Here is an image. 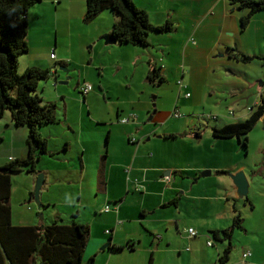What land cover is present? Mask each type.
Listing matches in <instances>:
<instances>
[{
  "label": "crops",
  "instance_id": "0c3cea01",
  "mask_svg": "<svg viewBox=\"0 0 264 264\" xmlns=\"http://www.w3.org/2000/svg\"><path fill=\"white\" fill-rule=\"evenodd\" d=\"M132 2L137 8L145 11L151 25L160 26L165 22L171 23L172 28L170 31L163 32L164 35L175 32L189 34L188 31L191 32L197 24L200 8L206 5L214 7L221 5L224 16L226 12L224 6L229 4V0H132ZM84 3L85 0H42L28 9L27 23L34 25L40 24L41 21L43 26L46 24L51 26L54 25L57 15L61 13L63 20L69 21L67 26L69 29L72 26L85 27ZM49 10L53 13L52 23L48 21ZM102 13H105L104 17ZM102 13L95 19L99 22L103 21L104 26H98L87 35L93 50L87 61L94 70H97V78L94 83H89L92 90L85 95L79 91L80 85L84 83L83 80V82L77 81L74 88L81 94L82 102H87L88 107L92 106L95 100L113 105L110 107V115L114 114V116L111 119H102L99 123L107 129L106 147L101 148L98 141L94 146H89L79 139L78 158L74 162L71 157H65L66 152L71 150L70 145L64 143L61 149L48 152V139L44 137L49 153L45 156L55 159L54 164L60 170L59 176H56L57 181L66 179L62 170H73L77 164V180L80 181V186L83 183L87 184L88 196L91 197L92 186L96 192L95 200L98 201L101 197L102 202H107L106 204L111 206L108 207V212L103 211L106 205L98 211L106 214L107 226L110 229H104L103 232L109 230L108 239L103 240L104 236L101 233L97 239H93L91 235L89 236L88 229L85 244L86 247L89 241H92L96 249L97 247L101 249L105 245L107 247L97 250L93 256L94 260L88 259H91L92 264H153L154 252L164 255L174 254L176 251L175 254L185 256L186 264H216L218 255L226 247L227 242L212 239V245L207 246L206 242L211 238L210 232H219L228 228L233 216L239 212L242 217L255 218L259 222V226L255 227L257 240L245 244L244 250L249 253V256L242 258L240 262L264 264V132H261L254 145L253 151L257 155L250 160V138H248L247 156L241 158L236 148L238 140L214 138L211 128L208 131L204 130L203 133L206 135H202L203 133H200L194 125L189 128L188 123H184V129L173 130L159 128V124L154 119L152 123L146 124L136 123L137 120L125 124L119 123L118 119L138 113L136 110L138 105L144 103L137 97L131 96L134 72H123L125 65L132 67L146 58L147 64L143 72L144 81L147 83L149 82L146 76L151 68L157 69L164 81L163 74L166 66L156 64L155 56L150 51H144V55L139 54L135 50L138 49L137 46L118 43L105 45L98 42L101 40L100 35H110L112 23L115 20L110 12ZM154 17L155 20L152 22L150 19ZM255 18L263 24L264 28V12H258L251 17V19ZM53 35L55 42L49 50L48 59L61 64L59 66L68 67L65 66V58L70 59L67 63L71 61L70 48L64 43H61L59 47L55 29ZM150 46L148 42L147 48ZM51 54L54 58L50 57ZM26 64L28 67L40 66L30 61ZM107 70H109L108 74L105 73ZM88 74L89 72H86L85 76L89 78ZM118 74H121L122 78H117ZM179 75L181 79L185 77L183 71ZM259 83H261L259 84L261 90L258 89L260 96L264 95V83ZM183 89H186L185 86ZM186 94L188 93L185 92L182 95V102L185 103L190 98L189 94L187 97ZM258 101L254 105H257ZM105 112H109V109ZM59 124L62 125L61 122ZM224 124L229 123L221 125ZM21 127L23 126L13 125L10 114L4 113L0 119V147L5 144L6 132L17 134L8 136L11 155L8 156L7 161L23 158L24 152H27L25 145L27 131L25 132ZM260 127L259 119L254 129H260ZM67 130H71V127L68 126ZM261 131H264L262 127ZM132 134L136 138L134 142H130L129 139ZM177 140L183 143L179 149L175 148ZM58 157L60 158L57 159ZM204 171H209V174L200 176V173ZM237 171H242L247 178L254 174L247 202L246 199L237 198L229 180V175ZM118 174L122 177L121 187L124 195L122 191L117 192L111 189V183ZM53 200L54 198L45 195L43 203L48 206ZM71 222L75 223L72 219ZM186 228H193L197 236L189 238L184 232ZM199 237L201 239L195 241ZM217 244L218 247L215 246ZM111 247L120 248V250H113ZM141 248L148 254L147 261L145 257L139 255ZM82 259L88 260L85 259L84 253Z\"/></svg>",
  "mask_w": 264,
  "mask_h": 264
},
{
  "label": "rangeland",
  "instance_id": "374dc122",
  "mask_svg": "<svg viewBox=\"0 0 264 264\" xmlns=\"http://www.w3.org/2000/svg\"><path fill=\"white\" fill-rule=\"evenodd\" d=\"M224 7H226L224 16L221 5L217 7L206 5L204 8H200L197 24L191 32L188 31L189 34L175 32L164 35L163 33L150 32L147 40L151 46L149 48H134L141 55H144V51L152 52L155 56V63L166 66V71L163 74L164 81L161 84H151L144 81L143 71L147 64L146 58H143L141 63H135L132 67L128 64L125 65L123 72H134L131 96L144 102L138 105L136 109L138 113L134 114L136 123H152L154 119L159 124V128L172 130L184 129V123H188L189 128L194 125L200 133H203L204 130L208 131L210 128L226 122L241 121L249 114V108L251 110L255 108L254 103L259 99L258 89L261 90L259 82L264 83V61L260 58L264 56L263 24L256 19L259 17H256L249 20L248 24L242 28L240 18L245 15L246 10L237 9L230 4ZM47 15L48 21L52 23L53 13L50 11V14ZM102 16L104 17L105 13H102ZM65 20L60 13L55 18L54 25L51 26L47 24L43 26L41 21L40 24L34 25L27 23L28 50L17 60V73L22 74L29 67L48 69L50 72L54 68L56 69V77L49 74L45 80L38 82L35 94L43 102L54 103L55 117L58 123L45 125L40 128L39 132L41 136L48 139V152L57 151L64 143H67L71 146V150L66 152L65 157H71L76 162L79 139L89 146H94L98 141L101 148L106 147L107 129L100 126L99 123L102 119H111L114 114L110 115V107L113 105L107 104L105 101L95 100L93 105L88 107L87 102H82L81 94L74 88L77 81L83 80L89 84L94 83L97 78V70H94L87 61L93 51L87 35L104 22L94 19L88 23L83 22L85 27L75 28L72 26L69 29L67 27L69 21ZM150 20L153 22L155 17ZM54 29L58 34L59 47L61 43H64L71 51V63H67L70 59L65 58V66H68L65 69L68 72L57 70L61 64H56L55 61L48 59L49 50L55 42ZM98 42L103 43L101 40ZM167 48L171 50L168 51ZM27 61L36 62L40 66L28 67L26 66ZM181 71L185 74L182 79L179 75ZM86 72H89V78L85 76ZM105 73L108 74L109 70ZM117 78H122L121 74H118ZM177 81H180L186 89L178 88ZM93 92L95 91L93 90ZM185 92L190 96L186 103L182 102V95ZM107 109L109 112L106 113ZM5 113L9 114L8 111ZM212 118L217 119L212 120ZM65 124L67 127L70 126L71 130H67ZM21 128L25 132L27 131L25 126ZM261 132H264L261 131V127L260 129L253 128L247 135L251 139L249 144L250 160H253V156L257 155L253 150ZM6 135L5 144L0 147V166L7 163L6 159L11 155L8 136L17 134L6 132ZM129 139L136 141L133 134ZM181 144L183 146L182 141L177 140L175 148H181ZM108 146L109 144L107 148ZM236 148L241 158L247 156L248 144L246 150L239 142ZM24 153L23 158L26 156V151ZM45 155H38L35 162L36 173L21 171L10 177L11 189L8 206L11 224L40 226V224L48 225L56 221L58 224L70 225L72 219L75 223L87 226L90 230L89 236L91 235L93 239H97L99 233L104 236L103 240L108 239L109 235L105 231L103 232L104 229H110L107 226L106 214L98 211L105 205L106 207L111 206L106 204L107 202H102L101 197L98 201L95 200L96 192L92 186L91 197L88 196L87 184L83 183L80 186V181L77 180V164L73 170H62L66 179L57 181L58 177L56 176H59L60 170L54 164L55 159H49ZM93 160L94 158L91 163ZM38 174L44 176L38 193L39 202L43 205L39 210L31 197ZM121 181L120 174L116 175L111 183V189L121 192ZM79 189H81L80 192ZM78 192L80 193L79 197L77 196ZM122 193L124 195L123 191ZM45 195L54 198L48 206L43 203ZM243 219L244 230H236L232 235L231 252L227 264H242L240 261L243 253L246 252L245 244L257 240L255 227L259 226V222L255 218L246 219L243 217ZM200 239L199 237L195 241ZM208 240L213 243L211 238ZM215 246L218 247V244ZM98 248L96 249V245L89 241L83 251L85 259L94 260L93 256L97 250H101ZM139 252V255L145 257L147 261L148 254L143 248ZM175 252L164 255L154 252L153 264H186L185 256L181 257Z\"/></svg>",
  "mask_w": 264,
  "mask_h": 264
},
{
  "label": "trees",
  "instance_id": "16d2710c",
  "mask_svg": "<svg viewBox=\"0 0 264 264\" xmlns=\"http://www.w3.org/2000/svg\"><path fill=\"white\" fill-rule=\"evenodd\" d=\"M40 1L0 0V119L8 111L14 126H25L27 129L25 158L12 159L0 166V264H92L91 259H82L88 236L87 226L75 223L62 225L55 221L48 225L17 226L10 222V177L21 171L37 172L36 159L38 155L47 152V141L39 130L57 122L54 103L43 102L35 94L38 82L45 80L50 71L29 67L22 74L17 73V60L28 50L26 14L31 6ZM229 4L246 10L245 15L240 18L242 28L254 14L264 12V0H229ZM104 11L110 12L115 18L110 36L118 44L147 47L150 32L163 33L172 28L169 22L160 26L151 25L145 11L137 8L132 0H85L83 22L94 20ZM260 58L264 61V56ZM146 79L151 84L163 81L155 68L150 69ZM263 115L264 95H260L258 104L246 118L212 127V136L220 139L236 138L246 150L247 135ZM243 221V217L237 212L228 228L210 232L211 239L227 242L218 255L216 264L228 263L232 233L234 230H244ZM111 249L120 250L114 247Z\"/></svg>",
  "mask_w": 264,
  "mask_h": 264
},
{
  "label": "water",
  "instance_id": "95a60500",
  "mask_svg": "<svg viewBox=\"0 0 264 264\" xmlns=\"http://www.w3.org/2000/svg\"><path fill=\"white\" fill-rule=\"evenodd\" d=\"M100 39L103 41V43L105 45H113V44L116 43L115 40L109 34L102 35L100 37ZM57 70L68 72L62 66H59L57 68ZM51 75H53V77L56 76V69L55 68H54L53 71H51ZM259 84H261V83H259ZM260 122H261V127L264 130V115L260 118ZM46 154H49V153L46 152ZM208 174H209V171H204V172L200 173V176H206ZM253 176H254V174L252 173L250 175V178H247V176L242 171H237V172L229 175V180L231 181V183H232V185H233V187L235 189V192H236V195H237L238 199H246L247 198L249 189L251 187V182H252V177ZM43 177H44L43 174H38L37 175V179H36L35 187H34V191H33V196H32L38 210L41 209L42 206H43L39 202V199H38V193H39V190H40V188H41V186L43 184ZM253 183H254V181H253ZM106 247H107V245L103 246L101 248V250L105 249Z\"/></svg>",
  "mask_w": 264,
  "mask_h": 264
},
{
  "label": "built area",
  "instance_id": "2783aa9c",
  "mask_svg": "<svg viewBox=\"0 0 264 264\" xmlns=\"http://www.w3.org/2000/svg\"><path fill=\"white\" fill-rule=\"evenodd\" d=\"M50 57L51 58H54L53 54H51ZM177 85H178V88H183V86H182V84H181L180 81H177ZM91 90H92V86L90 84L86 83V82H84L83 84H81L80 87H79V91L83 95L87 94ZM185 96L187 97L188 94H186ZM249 110H251V109L249 108ZM212 119H214V118H212ZM135 120H136L135 115L130 114V115L126 116V117H123V118L118 119V122L121 123V124H125V123H128V122H135ZM130 142H134V140L133 139H130ZM137 189H139V187ZM103 211L104 212H108L109 211V208L108 207H105L103 209ZM184 232L187 234V236L189 238H195L197 236V233H196V231L193 228H186L184 230ZM105 233L109 234L110 232L109 231H105ZM206 244H207V246H211L212 245V242L210 240H208L206 242ZM248 256H249V253L248 252H244L243 255H242V258L245 259Z\"/></svg>",
  "mask_w": 264,
  "mask_h": 264
}]
</instances>
